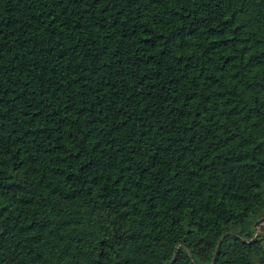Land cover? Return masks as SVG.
Here are the masks:
<instances>
[{
	"label": "trees",
	"instance_id": "trees-1",
	"mask_svg": "<svg viewBox=\"0 0 264 264\" xmlns=\"http://www.w3.org/2000/svg\"><path fill=\"white\" fill-rule=\"evenodd\" d=\"M0 264H264V0H0Z\"/></svg>",
	"mask_w": 264,
	"mask_h": 264
}]
</instances>
